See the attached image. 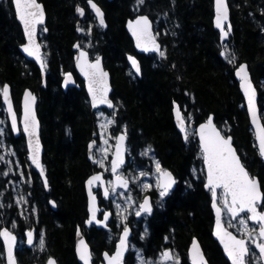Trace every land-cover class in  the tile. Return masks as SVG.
<instances>
[{"label": "trees", "instance_id": "16d2710c", "mask_svg": "<svg viewBox=\"0 0 264 264\" xmlns=\"http://www.w3.org/2000/svg\"><path fill=\"white\" fill-rule=\"evenodd\" d=\"M39 1L48 14L47 24L40 30V41L48 57L46 88L42 86L39 69L19 51L24 36L12 0H0V88L7 83L11 85L17 112L26 88L38 97L45 149L43 163L50 186L47 193L31 169L34 189L39 195L38 228L44 230V249L18 248L19 264H44L50 257L56 258L58 264H80L75 254L78 227L87 233L97 264L105 251H114L122 229L114 223L108 231L87 230L84 226L85 181L100 169L88 159V144L98 131L96 113L92 112L84 83L75 72L73 47L77 41L86 49L90 43L92 48L87 50L91 57L102 56L111 73L114 88L111 98L115 103L111 112L112 131L127 133L130 155L126 168H144L147 158H141L139 152L150 149L161 166L172 171L178 180L166 207L156 211L143 229L135 230L136 244L155 252L164 237L169 236L182 250L197 238L211 264H229L212 237V195L204 189L199 141L195 134H188L186 141L182 138L174 124L173 108L178 106L195 127L213 114L218 127L233 137L244 165L252 176L260 179L264 191V162L234 75L239 64H248L258 89L264 123V0H228L233 33L224 44L213 26L214 0H144L142 4L139 0H94L105 11L106 29L98 25L88 0ZM77 5L86 9L83 20L76 14ZM139 14L148 15L154 22L163 56L136 53L126 23ZM79 22L81 34L77 31ZM225 45L229 47L226 53ZM128 55L139 58L140 79L131 71ZM69 72L75 73L78 85L65 92L62 79ZM0 105H3L1 96ZM19 150L25 159L24 142ZM7 180L2 177L0 180L4 202V207L0 205V229L10 228L15 222L17 233H21L33 221L19 210L12 189H6ZM96 192L101 205L114 211L110 200L103 199L99 190ZM50 200L56 202L55 210ZM141 233L146 237L139 238ZM2 255L4 248L0 241V259ZM126 264H134L133 259H127Z\"/></svg>", "mask_w": 264, "mask_h": 264}, {"label": "snow or ice", "instance_id": "6c2138e0", "mask_svg": "<svg viewBox=\"0 0 264 264\" xmlns=\"http://www.w3.org/2000/svg\"><path fill=\"white\" fill-rule=\"evenodd\" d=\"M17 18L20 20L24 27L25 35L28 39V43L23 46V51L29 56H35L37 60L41 61V67H46L44 62L39 56V45L35 43L36 36V26L43 24L44 21V10L38 0H12ZM142 4L144 0H139ZM89 5L94 10L96 17L99 19L101 26H105L103 12L96 6L93 0H88ZM216 5V27L221 29L222 35L226 37L228 32L231 30V26H228V30L225 31L222 26V21L226 20L228 17V6L226 0H215ZM80 15H84V10L82 8H77ZM135 25H143L144 27L137 30L132 23L129 24V29L132 31L134 37L137 40V47L141 48L143 51H158L159 46L155 44L154 37L151 36L149 31L150 25L147 17H141L135 21ZM46 31V29H45ZM86 54L84 52L80 53L81 57ZM163 56V52H160ZM129 60L135 68L136 73L139 74L140 68L137 61L133 57H129ZM231 62V61H229ZM86 67L90 69V72H84V67H81V71L84 72L86 77L89 78V92L92 95V106L97 107L99 104H107L109 108L113 107L111 101L107 99V89H106V77L107 73L100 68V60L97 57L94 64H86ZM237 76L241 79V87L244 89L245 96L248 99L249 111L252 114L253 123L257 124L259 128L258 132V142H259V152L262 157H264V127H259L257 123V115L255 110V89L252 87L251 82L248 80L246 66H240L237 71ZM71 81V76L66 77V83ZM94 85L101 86L100 89L94 87ZM100 91V95H97V91ZM3 97L5 101L8 102L9 98V88L7 85L3 86L2 89ZM35 104V97L31 93H25V103L23 112V130L29 136V147L32 152V163L36 165L37 168L41 169V175H43V169L39 162V138L37 134L38 122L36 121L35 112L33 105ZM8 110L12 113V107L9 102ZM176 115L178 124L182 132L185 133V140L188 139L187 130L184 127V118L180 114L179 107L176 109ZM109 124L112 121H108ZM16 115L12 113V127L16 129ZM106 125L101 124V128H105ZM2 134V133H0ZM200 137V149L202 152V159L204 165L206 166V187L211 192L213 208L216 211V235L220 239L224 246V250L232 264H246V257L249 255H254L255 250H258L261 260H264V192L261 191L260 182L250 176L249 172L246 170L244 164L241 162L240 157L237 155L236 150L232 147L231 137H225L221 134L219 130L213 125L212 119L209 118L207 123L201 125L199 128ZM125 137L121 135L117 138L118 146L116 152V159L112 161V172L116 174L119 165L123 164V159L120 156L119 145L122 144ZM107 143V141H105ZM91 147V145H90ZM2 159V157H0ZM94 163H100L103 166L102 161H94ZM156 172L159 174L157 178V188L159 191V196L161 199L166 197L169 190L176 183L175 179L172 177L171 173L163 170L159 161L155 164ZM146 175L141 173V176ZM95 181H101L99 175L93 176L88 184L92 185ZM45 183H47L45 181ZM128 180L123 178L121 175H116V184L112 187V193L116 194V188H123L125 192L128 191ZM152 187L150 184H144L143 188L148 189ZM220 190L218 193L217 190ZM90 196V207L89 211L91 213L92 219L88 221L89 224L96 219V208L95 199L96 197L92 195L89 191ZM105 198L109 197V191L107 188L104 190ZM131 199V197H127ZM218 205H222L218 206ZM117 208L120 205L117 204ZM222 209L226 212L229 220H237L243 229L241 232L242 236H246L247 239H241L233 235L231 232L227 231L224 226ZM151 214L152 207L149 198H145L143 203L140 204L139 210L136 211V215L140 216L141 213ZM241 214H246L243 217ZM109 214L104 215V220L107 221ZM251 221L253 225L257 227L249 228L248 222ZM231 223H228V227H232ZM129 235V230L125 226L123 229V235L120 238L119 244L117 246V251L115 255L108 256L105 253V259L108 264H121L124 251L127 250V237ZM0 236L5 238L7 243L9 264H14L12 247L15 237H13L8 231L0 232ZM29 243L32 241V233H28ZM43 239L40 240L41 248H43ZM81 246L78 247L77 251L79 258L83 261V264H90L91 254L87 250V245H84L83 241L80 242ZM192 264H206L203 259V255L199 249L198 243L195 241L192 245ZM171 260L173 264H179V258L173 257L169 251L162 253L161 264H167V261ZM48 264H55V261L50 259ZM143 264V262H142Z\"/></svg>", "mask_w": 264, "mask_h": 264}, {"label": "water", "instance_id": "95a60500", "mask_svg": "<svg viewBox=\"0 0 264 264\" xmlns=\"http://www.w3.org/2000/svg\"><path fill=\"white\" fill-rule=\"evenodd\" d=\"M108 1L109 2H112L113 0H108ZM93 2L103 12L105 26H101L100 25L99 19L96 17V14H95L94 10L91 8V6L88 3L89 10L92 12V14L94 15V17L96 18V20L98 22V25L100 27H103V28L106 29L107 28V22H106V14H105V11L103 10V8L97 2H95L94 0H93ZM38 3H40L42 5V7H43V10H44V21H43V24H39V25L36 26L35 43L37 45H39V49H40L39 56L41 57V60L46 65L45 59H44V49H43L42 43L40 42L39 35H40V28L46 26V24H47L48 14H47L45 5L42 2H40L39 0H38ZM226 3H227V6H228V17H227L226 20H223L221 23H222V26H223V28H224L225 31L228 30V26L229 25L231 26V30L228 32V35L226 37H224L222 35L221 29H219V28L216 27V5H215V0H214L213 26H214V29L219 32V35H220V43L221 44H224L225 42H227L229 40L230 35L233 33V25H232V22H231V10H230V6H229L228 0H226ZM13 7H14V4H13ZM77 8H82L84 10V15H80V13L77 11ZM14 11H15V7H14ZM76 14H77V16H78V18L80 20H83L84 17H85V15H86V9L84 7H82V6H80V5H77L76 6ZM15 17H16V20H17L18 24L21 26V29H22V32H23V36H24V43L19 46V51H20L21 55L27 61L33 62L36 65V67L39 69L40 74H41V79H42V86L44 88H46V86H47V70H46V67H43L42 68L41 67V61L40 60H37L35 56H29L27 53H25L23 51V46L28 43V39H27V37L25 35L24 27H23L22 23L17 18L16 12H15ZM141 17H147V19L149 21V25H150L149 31L151 33V36L154 37L155 44L159 46V50L158 51H147L146 52V51H143L141 48L137 47L136 37L133 36L132 31L129 29V24L132 23L134 25V27L137 28V30L142 29L144 27L143 25H139V26H136L135 25V21L137 19L141 18ZM77 31H78L79 34L82 33V27H81V23L80 22L77 24ZM126 31L128 32L130 38L132 39V41L134 43V48H135L136 53L143 54V55L155 54L157 57H161L160 52H163V46L160 43V41L158 40V37L156 35L155 28H154V22L152 21V19L148 15L139 14L136 17H134L132 19H129L127 21V23H126ZM73 50L75 52V54H74L75 72H76V74L80 77V79L84 83V88H85V91H86V93H87V95L89 97V102H90V106H91L92 112L95 113L96 111H98L100 109H105V110H108V111L114 110L115 103H114V101L111 98L112 93L114 91L113 84H112V76H111L110 71L107 70L106 67H105L103 57L100 56L98 58L100 60V68L104 72L107 73V77H106L107 99L109 101H111V103L113 104V107L112 108H109L107 106V104H99L97 107H93L92 106V95L89 92V78L86 77V75L84 74V72H90L91 71L90 69H88L86 67V64H94L96 62V59L97 58L92 59L89 51L81 46L80 41H77L75 43V45L73 47ZM81 52H84L86 55L84 57H81L80 56V53ZM129 57H133L137 61L138 65H139V68H140L139 74H137L135 68H133V66H132V64H131V62L129 60ZM127 60H128L129 65H130L131 71L133 72V74L135 75V77L137 79L138 78L140 79L142 77V68H141V62H140L139 58L136 55H128ZM242 65L243 66H246L248 80L251 82L252 87L255 89V93H256V96H255V110H256V115H257V123H258L259 127H264V123H263V120H262L261 111H260V107H259V93H258V89H257V87H256V85H255V83L253 81V78H252V75H251V72H250V69H249L248 64L245 63V62L239 64L236 67V69H235L234 75H235V78L239 81V88H240V91H241V93L243 95V98H244V101H245L246 110H247V113H248V116H249L250 124H251V127L253 129V132H254V135H255V140H256V145H257V148H258V151H259V142H258V132H259V128L257 127V124H254L253 123L252 114L249 111L248 99L245 96L244 89L241 87V83H242L241 82V79L236 74L237 71L239 70L240 66H242ZM81 67H84V72L81 71ZM69 75L71 76V81H69V82L66 83V77L69 76ZM5 85H7L8 88H9V98H8V102L5 101V98L3 97L2 92H1V97H2V102H3L4 108H5V112L7 114V117H8V121H9L11 130L13 131V133L15 134V136H18L21 133L24 135L25 141H26V146H27V151H28V159H29V162H30L32 168L40 175L41 180H42V183L44 185V188H45L46 192L49 193L50 192L49 181H48V177L46 175V172H45V169H44V164H43L45 149H44V145H43V142H42V133H41L42 125H41V121H40L39 114H38V103H39L38 102V97L36 96V94L30 88H26L23 91L22 95H21V99H20L21 113L19 115L18 112L16 111V107H15V102H14V98H13V94H12L11 85L8 84V83L5 84ZM76 85H77V80H76L75 73L69 72L66 75H64V77L62 79V89L65 92L68 91L69 88H73ZM94 87H96L97 89H100L101 88V86H99V85H94ZM26 92L31 93L32 96L35 97V104L32 107H33L34 112H35L36 121L38 122L37 134H38L39 145H40L39 162H40V165H41V167L43 169V175H41V169L40 168H37L36 165L32 163V159H31L32 152H31L30 147H29V136L23 130V112H24L25 93ZM97 95L98 96L100 95V91L99 90L97 91ZM9 102H10L11 107H12V113H15V115H16L17 124H16V129L15 130L12 127V113H10L9 110H8V104H9ZM177 107L178 106H175L173 108V120H174V124H175L176 129L181 134L182 138L185 140V133L181 131L180 126L178 124V120H177V115H176V109H177ZM179 110H180L181 116L184 118V121H185L184 127L187 130L188 129V122L185 119V116H184L183 111L180 108H179ZM209 118L212 119L213 125L216 127L217 130H219L221 132V134L223 136H225V137H231L232 147L236 150L237 155L240 157V155H239V153H238V151L236 149V146L234 145V139H233V137L231 135H225L222 132V130L216 124V122H215V116L213 114L210 115L207 118L206 121L198 124L196 126V128H195L196 129V136H197V139L199 141V146H200L199 128H200L201 125L206 124ZM121 135H123L125 137V139L122 142V144L119 145V148H120V156L123 159V164L119 165V167L117 168L116 174H113V172H112V161L116 159V152H117V146H118V140H117V138L120 137ZM97 136H98V134H97V132H95L93 134V139L88 144V159L91 162H94V152H95V149H96V147L98 145ZM117 138H116V143H115L113 155H112V158L110 160V164H111V175H112L113 186H115V184H116V175H120L119 174V171L126 165L127 159H128V136L126 135L125 132H119L117 134ZM90 145H91V147H90ZM259 155H260V152H259ZM260 157L262 158V160L264 162V157H262L261 155H260ZM240 159H241V157H240ZM241 162L243 163L242 159H241ZM203 164H204V161H203ZM204 168H205V183H204V189L209 192L208 188L206 187L207 178H206V166L205 165H204ZM245 168L248 171V169H247L246 166H245ZM166 171L170 172L171 175H172V177L176 181V183L169 190V192L170 191H174L176 189V187H177V179H176L175 175L172 173V171H170V170H166ZM249 174H250V172H249ZM96 175H99L101 177V181H95L92 185H89L88 184V181L93 176H96ZM121 176L123 178H125V179L128 180L129 183H128V191L127 192H129L130 189H131V187H132V182H131L130 179L124 177L123 175H121ZM250 176H252V175L250 174ZM252 177L256 178L260 182L261 191L264 192L263 191V188H262V184H261L260 179L257 176H252ZM45 181L47 183H45ZM105 188H107L108 191H109V197L108 198H105V196H104V190H105ZM97 189H100L101 190V194H102V196L105 199H109L110 198L111 193H110V190L108 188V183H107V180L105 178L104 173L101 172V171L93 173L85 181V191H86V194H87V212H88V219L86 221V227L87 228H91L93 225H95L97 227V229H100V230H108V228H109L108 227V223L110 222V220H111V218L113 216V213L112 212H109V211L105 213V214H109L107 221L104 220V216H103L102 219L99 218L100 213L102 212V208L100 206V200H99L98 194L95 192V190H97ZM116 189H120L123 192H125L123 188L117 187ZM89 191H91L92 195L96 197V199H95L96 219L93 220V222L91 224L88 223V221L90 219H92L91 213L89 211V207H90ZM217 191H218V193L220 192L219 189ZM146 197L149 198L150 204H151V207H152V199H151V197L149 195H147ZM144 199H143V201H144ZM143 201H142V203H143ZM50 206L54 210L57 208V204H56V202L54 200H50ZM218 206H221V205H218ZM211 208H212L213 217H214V222H213V227H212V237H213L214 241H216V243L218 244L219 248L221 249V251H222L225 259L229 262V264H232V261L230 260V258L228 257V255L226 254V252L224 250L223 244L221 243L220 239L216 235V211L213 208V202H211ZM221 208H222V206H221ZM144 214H146V213L142 212L140 216H142ZM222 214H223V221H224V210L223 209H222ZM241 215H244V214H241ZM249 222L252 223L251 221H249ZM224 226L226 227L227 231L231 232L233 235L237 236L238 238L247 239V238L238 236L235 232H233L232 230L228 229V227L226 226L225 222H224ZM127 228L129 230V235L127 237V250L124 251V253H123V257H122L121 264H126V259H127V256L129 254V252H130V239L133 236V230H132V228L130 226H127ZM5 230L8 231L13 237H15V240L13 242V247H12V255H13L14 264H19L18 257H17V248H18L19 243H20L19 236L15 232H13L7 226H3L0 229V232H3ZM29 232L32 233V241H31V243H29V238H28V233ZM122 235H123V230L121 231V234L119 236V240L116 243V247H115L114 252L112 254H110L109 252L105 251L104 254H103L104 263H101V264H108V261L105 259V253H107L108 256H110V257L113 256V255H115V253L117 251V246L119 244V241H120V238H121ZM81 240L83 241L84 245H87V250L91 254L90 264H94L93 263V253H92L91 245L89 244V242H88L87 238L85 237V235H84V233H83V231H82L81 228H77V230H76V236H75V254H76V258H77L78 262L80 264H83V261L79 258V254H78V251H77L78 247L81 246V244H80ZM0 241L2 242L3 248H4L5 264H9L8 250H7L8 246H7V243L5 241V238L2 237V236H0ZM194 241L196 243H198L199 249H200V251H201V253L203 255L204 261L206 262V264H209V262H208V260H207V258L205 256V252H204V249L202 247V244L200 243V241L197 238H194L192 240L190 246H189L188 254H189V257H190L191 262H192V256H191V253H192V245H193V242ZM35 242H36V229L27 231L25 233V240H24V243H25L26 248H33V246L35 245ZM257 252H258V250H257ZM247 258L248 257H246V264H248ZM50 259L54 260L55 261V264H58L57 259L54 258V257H50L46 261V264H48V262H49ZM261 263L264 264V260H261ZM34 264H39V263H34Z\"/></svg>", "mask_w": 264, "mask_h": 264}, {"label": "rangeland", "instance_id": "374dc122", "mask_svg": "<svg viewBox=\"0 0 264 264\" xmlns=\"http://www.w3.org/2000/svg\"><path fill=\"white\" fill-rule=\"evenodd\" d=\"M84 34L88 35V32L84 31ZM156 35L159 38V35L157 33ZM226 47L229 48L228 45H225L224 53L227 52ZM90 48H92V45L88 43L87 49H90ZM97 57H99V54H96L95 56H93V58H97ZM47 60H48V57L45 55L46 64H47ZM0 96H1V88H0ZM0 112H2V115L0 114V133H2L1 135H5L6 116H5V110H4L3 105L2 106L0 105ZM95 116H96L97 131H98V145L94 153V161H102L103 163V166H101L100 163H95V165L98 169H100L99 171L104 173L105 178L107 180L108 188L111 193L110 195L111 198H110L109 203L113 206L114 212L116 215L115 221L117 224L115 223V226L116 228H119L123 224H125L130 217H133L135 215L137 211L138 200L140 196H142L143 193H145L147 190H150L152 187H154L155 184L157 185L158 173L156 172L155 164L158 160L154 157L150 149H145L139 152V156L141 158L143 159L145 157L147 158V161H146L147 165L144 168H133V167L126 168V166L122 168L119 171V174L130 179L132 182V187L129 192H123L120 189H116V194L114 195L112 193L113 182L111 181V164H110V160L112 158V154H113L115 143H116V134H114L112 131L113 123H114V116L107 114L104 110L97 111ZM186 120L190 123L188 127V133L196 135V129H195L196 127L194 123L192 122L191 119L187 118ZM108 121H112V123L109 124ZM101 124L106 125V127L101 128ZM220 129L225 135H228V132H226L225 129L224 130L222 128ZM105 141H107V143H105ZM200 156L202 158V152ZM0 157H2V159H0V177L8 179L7 182L5 183L6 189L8 190L10 188L12 189V192H13L18 187V180L15 179V177L17 178V176L20 174L21 171H19V169L16 168V162L13 159L11 152H8L7 150H5L3 153L0 154ZM141 173H145L146 175L141 176ZM144 184H150L152 187L145 189L143 188ZM129 196L131 197L130 200L127 199V197ZM2 198L3 197L0 194V205L4 207V202ZM117 204L120 205L119 209L117 208ZM242 216L246 217V214ZM238 219L239 218H237V220H229L228 215L224 211V222L226 226L228 227V223H231L233 225L232 227H228V229L235 232L238 236L247 238L246 236L241 235V232L243 231V229L239 225ZM248 227L254 228L257 226L248 222ZM10 228L12 229V231L17 233L18 224L14 222L12 223ZM41 239H43L44 241V237H41L40 240ZM38 245H37V248H34V249L35 250L38 249L36 251H42L44 247L41 248L40 242ZM43 246H44V243H43ZM24 247H25L24 242L19 244V248L22 249ZM250 247H253V251L255 252V254L248 256L247 258L248 264H250L251 261L254 264H262L257 250H255L254 246L252 245H250ZM130 248H131L130 250L131 253L134 254L133 256L135 258V262H134L135 264H142V262L143 264H151V263H148L147 259L142 255V251H140V248L136 245V242L134 241L133 238L131 239V242H130ZM3 258L4 256L2 255L1 259ZM1 259H0V264H5V262H2Z\"/></svg>", "mask_w": 264, "mask_h": 264}, {"label": "flooded vegetation", "instance_id": "af4514ba", "mask_svg": "<svg viewBox=\"0 0 264 264\" xmlns=\"http://www.w3.org/2000/svg\"><path fill=\"white\" fill-rule=\"evenodd\" d=\"M77 85H78V82H77ZM1 100H2V98H1ZM20 113H21V106H20V112H18V114L20 115ZM106 113L113 115L111 112H106ZM5 116H6V124H5L6 130H5V135L0 134V154L3 153L5 150H7L8 152H11V155L16 162V168L19 169V171H21L20 174L17 176V178L15 177V179L18 180V187L16 190H14L12 192V195H14L13 196L14 202L17 204L21 213L22 214L25 213V217H27L28 220L33 221L32 225L29 228L25 229L23 232L18 233V236H19L20 244H21L25 240V233L27 231L36 229V242H35V245L33 246V248H31L32 250H35L34 248H37V245L40 242V238L44 237V230L41 228H38V224L40 222L39 195H37V193L35 192V189H34V179H33L31 169L40 178V180H41V177L32 168V166L29 162L28 151H27V146H26V141H25L24 135L21 133L20 135L15 136V134L11 130L6 112H5ZM23 142L25 143V148H26V156H25L26 158L25 159H22V155H21V152L19 150L20 146L23 147ZM162 169L166 170L163 167H162ZM109 177H110V175H109ZM0 180H1V177H0ZM111 180H112V177H111ZM41 182H42V180H41ZM98 190H96V191H98ZM173 192L174 191H170L166 197L161 199L159 196V191H158L157 185L155 184L154 187H152L150 190H147L145 193H143L142 196H140V198L138 200V207H137V210H139V206L142 203L143 199L147 195H149L152 199V212H151V214H145L143 216H137L135 214L133 217H130L127 220V222L121 226V228L123 229L125 226H130L133 230V237L132 238H134L135 230L138 228L143 229L144 226H146L148 219L156 211L161 210L164 207H166L167 200L172 195ZM86 199H87V194H86ZM49 204H50V202H49ZM100 206L102 208V212L100 213V216H99L100 219H102L104 214L108 211L113 212V214H114L112 216L110 222L108 223V226L110 229L111 225H113V223L115 225V223H116V221H113L116 218L115 212L112 209H108L106 207H103L101 205V203H100ZM87 219H88V212H87V217L85 219V224H84L85 228L87 230H91L92 228L97 229V227L95 225H93L91 228H87L86 227ZM78 228H81V227H78ZM97 230H100V229H97ZM103 231H107V230H103ZM83 233H84L85 237L87 238V236H86L87 233L85 231ZM144 237H146V235L143 233H141L139 235V238H144ZM190 244H188L186 249L181 250V249H179V247L175 243H173V241L170 240L169 236H165L164 240H163V244L161 245L160 249H158L155 252H152V251L148 252V251L142 249V247H140L138 244H136V245L140 248V251H142V255L147 259L148 263L161 264L162 253L165 251H169L173 257L179 258V264H192L190 257H189V254H188ZM28 249H30V248H28ZM91 249H92V247H91ZM36 250H38V249H36ZM204 252H205V250H204ZM92 253H93V250H92ZM112 253L113 252H111L110 254H112ZM133 255L134 254L130 252L128 254L127 259L128 260H129V258L133 259V262H135V258ZM205 256L209 262V258H208V255L206 252H205ZM93 259H94V256H93ZM126 262H127V260H126ZM93 263H94V261H93ZM101 263H104L103 257L101 258V260L98 261L97 264H101ZM167 264H173V262L171 260H169V261H167ZM209 264H211V263L209 262Z\"/></svg>", "mask_w": 264, "mask_h": 264}, {"label": "bare ground", "instance_id": "6f19581e", "mask_svg": "<svg viewBox=\"0 0 264 264\" xmlns=\"http://www.w3.org/2000/svg\"><path fill=\"white\" fill-rule=\"evenodd\" d=\"M115 124H116V122H115ZM116 126V125H115ZM96 149H97V147H96ZM96 156V155H95ZM143 156V155H142ZM145 157V156H144ZM132 162V161H131ZM136 163V162H135ZM147 165V164H146Z\"/></svg>", "mask_w": 264, "mask_h": 264}]
</instances>
